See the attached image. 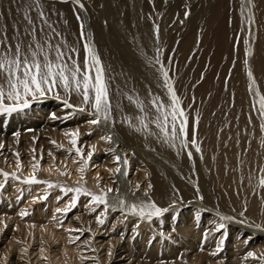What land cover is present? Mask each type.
<instances>
[{
    "label": "bare ground",
    "instance_id": "6f19581e",
    "mask_svg": "<svg viewBox=\"0 0 264 264\" xmlns=\"http://www.w3.org/2000/svg\"><path fill=\"white\" fill-rule=\"evenodd\" d=\"M194 1L191 0L193 5L189 8L187 4L190 2L186 0H94V5L100 9L96 12L92 9L89 33L103 64L115 78L113 92L119 88L128 95L145 100V103L149 90L161 97L166 93L156 71L160 65H154L158 48L166 69L178 60L183 67L188 60L191 66L198 63L196 78L198 80L203 72L202 83L192 89L194 82L189 84L192 75V69H189L174 87L179 89L182 100L185 99L183 106L190 113V121L199 116L196 138L202 153L191 149L193 157L190 160L186 151L177 155L176 149L159 142L154 136H146L129 127L124 118L131 117L138 125L136 117L143 113L129 103L126 96L121 98L123 111L113 113L115 124L107 126H90L87 121L92 117L87 111L76 113L70 119H52L53 113L64 117L73 110L65 108L63 101L51 94L34 102L24 113L13 114L11 117L14 118L8 124L11 117L0 116V142L5 145L0 150V170L17 172L21 177L29 176L32 165L39 160L37 177L56 185L48 189L45 184L29 186L9 178L5 189L0 191V264H82L81 256L97 258L89 259L87 264H160L161 260L166 264H264V259H245L250 251L258 258L264 256V188L259 186L260 178L264 177L261 170L264 169V131L260 129L259 113L253 107V104L258 107V97L250 90L247 74L251 69L255 88L264 94V26L258 28L252 54L249 56L245 52L241 57L244 62L238 63L239 67L234 69L231 61L236 51L229 41L230 36L233 39L234 32L240 29L241 20L237 13L241 8L240 0ZM255 1L254 15L263 21L264 0ZM48 5L60 13L52 15V22L58 30H63L69 43L84 42L80 39L81 23L84 24L85 38H88L85 31L87 14L84 16L86 21L80 13L77 20L70 7L79 6L72 0L45 3L46 7ZM177 10H180L181 19L171 25ZM0 13L4 14L0 24L6 23L11 35L13 21L22 20L23 15L22 10L17 13V0H0ZM30 15L35 16L34 9ZM156 25L159 26L158 39ZM70 102L78 103L79 97L74 96ZM249 115L253 117L251 124ZM147 118L151 120L152 113ZM77 128L80 131L78 146H82L85 152L92 145L96 148L85 173L89 190H98L97 175L101 177V187L114 190L120 188L121 181L128 191L139 183L141 188L137 197H143L147 191L158 206L168 207L169 212L163 217H154L149 224L133 217L125 221L119 210L110 209L108 220L100 226L95 217L102 208L90 213L85 207L89 198L82 196L69 217L50 213V209L64 208L72 195L64 196L60 187L75 186L80 180L79 164L73 163L78 158L66 151L68 140L63 134ZM17 131L20 132L18 142L13 136ZM108 135L113 137L114 143L101 139ZM52 140L64 144L65 148L55 147L50 143ZM111 148L127 158V176L108 171L116 167L113 153L109 151ZM17 152L22 165L19 170L14 155ZM63 172L69 175H62ZM148 183L152 184L151 189H148ZM46 192L47 199H41ZM38 200H45V204L34 205ZM25 210L29 215L22 218L20 213ZM221 217L232 219L221 220ZM59 219H63L58 223L63 225L62 233L55 230L57 223H53ZM217 223L225 224L219 233L215 231ZM68 228H90L91 232L86 231L80 240L70 244L69 240L79 233H69ZM206 231L209 236L204 241ZM221 239L224 241L222 251L216 256L211 255ZM93 248L95 252L91 250ZM109 249L111 256L108 255Z\"/></svg>",
    "mask_w": 264,
    "mask_h": 264
},
{
    "label": "snow or ice",
    "instance_id": "6c2138e0",
    "mask_svg": "<svg viewBox=\"0 0 264 264\" xmlns=\"http://www.w3.org/2000/svg\"><path fill=\"white\" fill-rule=\"evenodd\" d=\"M67 2V0H64ZM72 2L83 9L84 4L81 0H72ZM241 8L247 9V32L251 38L254 37L252 26L255 23V15L253 9L255 8L254 0H242ZM35 10V16L30 15L32 10ZM22 10V20H14L12 24V33L9 34V26L0 24V116L11 117L13 114L24 113L25 110L31 108L34 102H38L41 98H47L51 94L54 98L62 100L65 108L72 109L64 117L52 114V119H70L76 113L88 112L92 118L87 121L90 126L99 127L101 125L115 124L114 111H123L121 98L125 97L129 103L134 104L143 115L136 117L138 125L133 123L131 117H125L124 120L136 132H143L146 136H154L159 142L168 145L170 148L177 150V155L186 151L187 157L191 160L194 149L196 153H202L199 141L196 138L197 128L199 124V116L197 115L195 121H190V113L186 111V106H183L182 98L177 94L172 79L169 77V70L165 68L160 59V49H157V56L154 65H160L156 71L162 78V87L166 89L165 97L153 95L149 90L147 94V103L138 96L134 97L122 92L119 88L113 92L114 77L110 75L109 69L103 64L100 55L90 38H85L84 24H80V39L83 43L77 42L69 43L64 36L63 30H58L52 22V15H60L52 5L45 6L43 0H17V13ZM11 14V13H9ZM4 14L0 13V18ZM188 13L185 12V17ZM79 15L77 20H79ZM67 21H65V24ZM155 33L159 34V26H155ZM239 39V38H238ZM79 44V46H78ZM246 45L245 51L250 56L252 54L251 44L248 40L244 41ZM245 64L248 61L245 60ZM248 78L250 81V90L252 94L258 97V107L253 104L255 111L259 113L260 129L264 131V94L255 88L256 81L251 69L248 71ZM63 93V96H61ZM79 97L78 103L70 102L73 97ZM115 99V103L113 100ZM152 113L153 118L149 120L148 114ZM253 117L249 115L248 122L251 124ZM154 125V129L152 128ZM29 131H32L29 129ZM64 136L68 140V147L66 151L69 154L74 153L75 157L73 163L79 164L77 171L80 173V180L75 182V186L63 185L60 191L64 196H69L64 208H57L56 212L67 216L74 208L77 207L80 198L87 197L89 202L85 205L90 213H96L97 209H101L96 215V223L100 226L105 225L108 220V213L119 210L124 215L126 221L129 216L136 217L139 221H147L151 224L153 218L163 217L165 213L169 212L168 207H160L154 202L149 192L145 191L143 197H137L136 193L140 190L141 185L137 183L134 188H130L129 192L135 198L129 202L126 198L120 196L113 197L110 200V194L119 189L112 187H101L99 181L101 177L97 175V191H91L86 187L85 173L89 167L90 161L96 151L95 145L85 152L82 146H78L80 142L79 128L66 130ZM91 135V132L88 133ZM13 136L18 139L20 132H14ZM35 137L33 140L35 141ZM102 140L108 143H114L111 135L101 137ZM55 147L63 149L64 144L58 143L55 140L50 141ZM264 146V141H262ZM5 148L4 143L0 142V150ZM113 153L114 163L116 167L109 169L112 174H119L127 176L128 172L126 166L128 160L122 157L115 148L109 149ZM35 152V149H33ZM16 156V168H22L20 162L19 152L14 154ZM49 156L52 153L49 152ZM42 158V155H41ZM202 158V156H201ZM35 160V157H33ZM39 160L32 165V173L29 176L21 177L17 172H6L0 170V175L3 179L0 180V191L5 189L9 178L13 181H20L26 185L45 184L48 189L56 187L51 181L41 180L37 177L39 171ZM59 170V169H57ZM264 171V169H261ZM62 175H69L67 172ZM259 186L264 188V177L259 180ZM148 189L153 186L151 183L147 185ZM46 192L41 199H47ZM58 200L63 197H57ZM201 199H203L201 197ZM244 213H241L243 215ZM29 215L25 210L20 213L23 218ZM55 218V217H54ZM221 220H229L231 217H221ZM122 223L124 221H121ZM6 228L7 225L5 224ZM139 227V223L136 224ZM261 228V225H256ZM225 228L224 223H217L215 231L221 232ZM69 233H79L69 240L70 244H75L80 240L84 233L91 232V229L85 228H68ZM95 233H93V236ZM164 234L161 233V236ZM209 232L206 231L203 235V240L207 241ZM223 239L217 242V250L211 255L216 256L219 251H222ZM85 244L88 241L84 242ZM93 252L96 249H91ZM203 245L201 246V251ZM27 252V249H24ZM44 249L41 248V252ZM111 249L108 255L111 256ZM264 259V256L257 257L254 252H248L245 259ZM47 259V257H44ZM82 264H87L89 259L96 260V257H80ZM160 264H166L164 260Z\"/></svg>",
    "mask_w": 264,
    "mask_h": 264
},
{
    "label": "rangeland",
    "instance_id": "374dc122",
    "mask_svg": "<svg viewBox=\"0 0 264 264\" xmlns=\"http://www.w3.org/2000/svg\"><path fill=\"white\" fill-rule=\"evenodd\" d=\"M45 3H57V0H43ZM182 1H185V0H182ZM187 2H190L191 3V0H186ZM196 1H198V0H196ZM196 1H194V2H196ZM260 1V0H259ZM180 2H181V0H180ZM193 2V3H194ZM241 2H242V0H240V4H241ZM81 3H83L84 4V8L83 9H81V8H78V7H75V6H72V7H70V9L72 10V13H74V15L75 16H78L79 15V13L80 14H82V16H83V18H84V20H85V15L87 14V20H88V23H86L85 21V26H86V33H87V37L88 38H90L91 39V37H90V33H89V30L91 29V26H90V22L92 21V9H93V11L94 12H96V11H98L99 9H100V7L98 6V5H94V0H81ZM190 3H186L187 5H188V7L189 8H192V3L190 4ZM67 4H71V3H67ZM254 4H255V8L257 7V3H256V1L254 0ZM125 5H126V2H125ZM191 6V7H190ZM126 7V6H125ZM183 5H182V7H180L181 9V11L180 10H177V12H175L174 14H176V15H173L172 17H173V19H172V23H171V25H173L176 21H178L179 19H181V14H179L180 12H182V10H183ZM255 8L253 9V12H255L256 13V10H255ZM85 11V12H84ZM180 11V12H179ZM244 9H242V8H238V15H239V21L241 22L240 23V29H238L236 32H234L235 34H233V36H234V38L232 39V35L230 36V38H231V40L229 41V42H232V43H230V45H232L233 47V51L235 50L236 52H234V55L233 56H235L234 57V61L232 60L231 61V64L233 65H231V67H233L234 69L236 68V67H239L238 66V63H241L242 62V59H241V57L243 58L244 57V53L246 52L245 51V48H246V45L244 44V41L245 40H248L249 41V43L251 44V47L252 46H254L255 45V42L257 41V39H258V28H259V30L261 29V26H264V20L262 21V20H259L258 19V17H257V15L255 14V16H256V21H257V24H258V27H257V24H256V21H255V29H254V25L252 26V28H253V33H254V35L256 36H254L255 38H256V41H255V38L253 39V38H251L250 36H249V34H248V32H247V24H246V17H247V10H245L244 12ZM80 16V15H79ZM179 18V19H178ZM175 19V20H174ZM174 21V22H173ZM229 21H231V20H229ZM232 23H233V21H232ZM230 26H231V22H230ZM89 27H90V29H89ZM239 38V39H238ZM241 39V40H240ZM233 40V41H232ZM237 40V41H236ZM91 41H93L92 39H91ZM235 42H236V44H235ZM234 47H235V49H234ZM237 49V50H236ZM242 50H243V52H242ZM239 51H241V52H239ZM240 53V54H236V53ZM173 55V53L171 54V57H170V60H171V58L173 57L172 56ZM237 56V57H236ZM238 59H239V61H238ZM241 59V60H240ZM170 60H169V62H170ZM238 62H237V61ZM244 62V61H243ZM242 62V63H243ZM234 63V64H233ZM191 63H189V60L187 61V63H186V65L183 67V66H181V64H180V61L178 60V62L176 61L175 63H171V65H169L168 67L170 68V69H168L169 70V77H171V79H172V81H173V83H179L180 81H182V79L185 77V75H187L186 73H185V70L186 71H188L189 69L191 70L190 72L192 73V75H191V78L189 79L190 80V82H189V84H192L193 82H194V85H193V87H192V89L193 88H195L199 83H202V81H203V72H200V78L197 80V78H196V73H197V70H198V63L196 64V63H192V66L190 65ZM180 65V66H179ZM187 65H188V67H187ZM235 65V66H234ZM176 66V67H175ZM207 67H206V69H208V66H209V64H207L206 65ZM230 67V69L232 70L233 68H231ZM194 68V69H193ZM195 68H196V70H195ZM179 70H180V72H179ZM177 71V72H176ZM181 71H184V72H181ZM194 71H196V72H193ZM177 73V76H175V74ZM180 73V74H179ZM178 75H180V76H178ZM193 75H194V77H193ZM229 76V75H228ZM177 77H179V78H177ZM182 77V78H181ZM180 78H181V80H180ZM228 79V78H227ZM180 80V81H179ZM194 80H196V82L194 81ZM175 81V82H174ZM198 82V83H197ZM226 82H227V80H226ZM131 85H133V84H131ZM196 85V86H195ZM134 87H132V89H133ZM166 90V89H165ZM179 92V93H178ZM177 94L180 96V91H179V89H177ZM181 97V96H180ZM185 98V97H184ZM185 99H183V101H184ZM8 118H10V117H8ZM12 118H14V117H11L10 119H8L9 121L7 122V124L12 120ZM153 158H155L154 157V155L152 156ZM157 158V157H156ZM155 158V159H156ZM156 162H158L159 163V160L157 161V159H156ZM117 175H119V174H117ZM121 182H122V184H121ZM120 182V184H119V191L118 192H116L115 194H113V193H111L112 195V197H111V199L113 198V197H116L117 195L118 196H120V197H122V198H128L127 200L129 201V202H131V201H133L135 198L131 195V193L129 194V191H128V189L126 188V185L123 183V181H121ZM128 192H126V191ZM124 192V193H123ZM130 195V196H129ZM38 203H41V204H45V200H38V202H35L34 203V205H37ZM56 213V210L55 209H50V213ZM70 213V212H69ZM68 213V217H69V214ZM129 217H131V216H129ZM133 218H136V217H133ZM47 220V219H46ZM48 221V220H47ZM57 223V227L55 228V230L58 232V233H62L63 232V225H59L58 223H62L63 222V219H59V221H57V220H54V222L53 223ZM55 247V244L53 245V248ZM28 250V249H27ZM27 252H29V253H31V251L30 250H28ZM32 257V256H31ZM175 262H178L177 260H175ZM174 262V263H175Z\"/></svg>",
    "mask_w": 264,
    "mask_h": 264
}]
</instances>
